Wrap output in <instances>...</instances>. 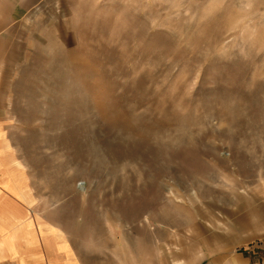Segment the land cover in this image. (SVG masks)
<instances>
[{
  "label": "rangeland",
  "instance_id": "1",
  "mask_svg": "<svg viewBox=\"0 0 264 264\" xmlns=\"http://www.w3.org/2000/svg\"><path fill=\"white\" fill-rule=\"evenodd\" d=\"M49 14V40L24 36L0 85L27 258L264 264V0H63Z\"/></svg>",
  "mask_w": 264,
  "mask_h": 264
},
{
  "label": "crops",
  "instance_id": "2",
  "mask_svg": "<svg viewBox=\"0 0 264 264\" xmlns=\"http://www.w3.org/2000/svg\"><path fill=\"white\" fill-rule=\"evenodd\" d=\"M62 2L63 0H0V85L5 84L6 68L17 66L22 59L24 36L31 35L38 43L49 40V12L56 10L57 3ZM44 34L46 37H43ZM31 48L33 47H29ZM6 145L5 139L0 135V264H44L38 256L27 258L26 253H23V242L16 235V224L22 223L21 219L26 222L31 220V214L28 213L31 203L29 205L24 197L27 194L24 173L13 176L17 180L14 182L16 194L7 188L9 176L5 168ZM33 227H36L35 223ZM29 231L31 233L32 229L29 228ZM15 243H18L17 253L12 251ZM49 264L57 262L49 260Z\"/></svg>",
  "mask_w": 264,
  "mask_h": 264
}]
</instances>
